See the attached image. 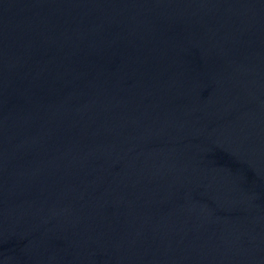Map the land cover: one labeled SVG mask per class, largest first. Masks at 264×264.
<instances>
[{
  "label": "water",
  "instance_id": "95a60500",
  "mask_svg": "<svg viewBox=\"0 0 264 264\" xmlns=\"http://www.w3.org/2000/svg\"><path fill=\"white\" fill-rule=\"evenodd\" d=\"M0 264H264V0H0Z\"/></svg>",
  "mask_w": 264,
  "mask_h": 264
}]
</instances>
